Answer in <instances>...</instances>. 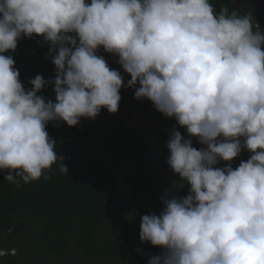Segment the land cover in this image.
I'll use <instances>...</instances> for the list:
<instances>
[{"label": "clouds", "instance_id": "1", "mask_svg": "<svg viewBox=\"0 0 264 264\" xmlns=\"http://www.w3.org/2000/svg\"><path fill=\"white\" fill-rule=\"evenodd\" d=\"M33 35L56 53L55 103L38 95L47 84L40 75L26 91L4 55ZM100 48L119 57L126 85ZM125 86L189 137L174 129L167 144V163L189 194L141 217L140 240L164 250L149 264H264V31L251 14L217 12L210 0H0L4 181L47 179L58 162L67 174L47 124L115 114ZM192 137L206 147L194 148ZM242 149L251 156L237 168L216 167Z\"/></svg>", "mask_w": 264, "mask_h": 264}, {"label": "trees", "instance_id": "2", "mask_svg": "<svg viewBox=\"0 0 264 264\" xmlns=\"http://www.w3.org/2000/svg\"><path fill=\"white\" fill-rule=\"evenodd\" d=\"M255 1L210 3L217 12L226 6L230 12L251 14L255 24ZM55 54H50L49 43L35 37H23L15 51L4 53L14 59L26 91L32 88V79L43 77L47 84L38 95L53 103ZM112 65L116 67L113 60ZM114 69L120 72L119 67ZM121 89L120 93H126L125 87ZM130 101L136 102L132 96ZM131 106L137 108L136 103ZM106 116L113 129L101 111L95 119L84 118L85 124L80 119L74 127L63 121L47 124L67 174L59 171L58 162L45 173L47 179L16 185L5 182V173L0 172V249L15 250L14 255L0 257V264H149L153 256L162 255V248L140 240L141 217L159 215L163 199L185 198L190 187L174 178L167 187L155 188L148 180L153 178L150 163L141 167L140 155L131 159V154L111 144L113 130L116 143L121 140L119 134L127 140L137 135L124 130L123 125L118 129L115 123L119 122H114L109 113ZM149 117L165 124L161 117ZM142 122V131H146L145 115ZM141 133L136 140L143 141L140 148L144 151L146 141ZM162 181L163 176L156 178V185L161 186Z\"/></svg>", "mask_w": 264, "mask_h": 264}, {"label": "flooded vegetation", "instance_id": "3", "mask_svg": "<svg viewBox=\"0 0 264 264\" xmlns=\"http://www.w3.org/2000/svg\"><path fill=\"white\" fill-rule=\"evenodd\" d=\"M34 37L36 39H38L41 43H47L48 44V42H45L44 39L41 36L33 35L31 38L34 39ZM97 54L104 57L105 61L108 63V66L111 69L119 67L120 73L122 72L123 68L118 63L119 57L117 55L112 54V53H108L103 48L100 51L98 50ZM112 60L115 61L116 67H113ZM121 90H120V92H121ZM120 96H121V100H120V103H119L118 110H120V108L122 106V107L128 108V110H132L135 113L141 114V116H143V117L145 115V117L147 118L145 130L147 132H152V130H153V126H150L149 123H153L155 125V129L156 128L158 129V127H164V128L169 127V128H173V130H174V126H172L171 122H168L167 119L162 117V116H165V115L163 113L157 111L155 109L154 105L146 106L145 104L140 103L134 96H132V94L128 90L126 91V93L125 92L120 93ZM130 96H132V98L136 102L130 101ZM134 103L137 104V108H135L134 106H131V104H134ZM140 108H142V110H143L142 112L138 111V109H140ZM123 109H125V108H123ZM146 109H154L157 112H159V114H161V115L158 116V115H155L156 113L153 114L152 112L144 114ZM126 110L124 111V113H126ZM106 111H107V109H106ZM101 112H102L103 116L105 117V119L107 120L108 118H107L106 114L109 113V112L107 111V113H106L102 109H101ZM109 114L112 117L114 122H119V125H117V123H115V126H117L118 129H120L121 125H123V129L124 130H128V128H125V125H124L125 123L122 121V117L126 118L125 117L126 114H124L125 116H122V117L119 116L117 113H115V114L109 113ZM151 114H153V116H157V117L163 118L165 120V124L164 123H160L158 120L151 119L149 117V115H151ZM109 121H108V123L110 124L111 129H113V125ZM142 125H143V122H142ZM128 131H130V130H128ZM141 132H142L141 134H142L143 139L146 141L144 151H142L141 148H140L141 144L143 143V141L141 139L139 141L136 140L137 136H139V135H137L136 137H133L132 138L133 140H131V139L127 140V136L119 134L121 136V140H119V143H116L115 142L116 134H115V132L113 130V135H112V138H111V144L113 146H115L117 149H119L121 152L127 153V154H131L132 155L131 159H134L133 156L140 155V157H141V160H140L141 167H143L144 163H147V162L150 163L149 166H150V171L153 173V178H148V180L151 183H153V181H154L155 184H156V178H158L160 176H163V181H162L161 184H162V186L167 187L169 182L173 181L174 178H179L180 179V177L173 172V170L170 168V166L167 163L169 155H170L168 147L166 149H161V148L156 147V146L153 145L155 143V139L159 137L158 132H156V130H155L153 136L148 137V138L144 137V132L145 131H141ZM162 142L164 144H168V141H166V140H163ZM192 146L194 148H196L197 150H199L202 147H206L204 145H201L199 142L193 143ZM159 149L161 151L160 153L158 152ZM155 153L157 155L159 154L158 157H156L157 155ZM250 156H251L250 152L241 151V154L236 159H234L233 161H231V162L219 161V163L216 165V167H225V166L230 164L231 167L233 169H235V168H237L239 166V164H240V162L242 160L243 161H247L250 158ZM176 176H178V177H176ZM180 184L182 186H183V184L185 186L187 185V183H184V182H180Z\"/></svg>", "mask_w": 264, "mask_h": 264}, {"label": "rangeland", "instance_id": "4", "mask_svg": "<svg viewBox=\"0 0 264 264\" xmlns=\"http://www.w3.org/2000/svg\"><path fill=\"white\" fill-rule=\"evenodd\" d=\"M237 3H238V5L240 4L239 1ZM253 12H254L256 23L260 26V29L261 30L263 29V31H264V0H256L255 1V4L253 6ZM121 74H122V77L124 78V82H125V85H126L127 81L130 80L131 77H130V75L125 73L124 70H122ZM138 87H139V84H137V88ZM125 88L132 94V96L135 97V90L136 89L128 88L126 86H125ZM137 100L140 103L145 104L146 106L153 105V103L151 101L147 100L146 98L137 99ZM123 108H125V109H123ZM125 110H126V113H124ZM150 112H152L153 114L156 113L155 115H158V116L161 115V114H159V112H157L154 109H146L144 114L150 113ZM117 114L119 116H121V117L125 116L124 114H126L125 117L127 119L122 117V121L125 123L124 124L125 128H128L130 130L129 133H132V131H135L134 135H139V133L142 131V127H143V125H142L143 116H141V114L135 113L132 110H128V108L122 107V106H121L120 110L117 111ZM153 114H151V115H153ZM162 117L167 119L168 122H171L172 126H174V129L176 131H179L181 133L182 137H184L185 139L189 138L188 135H187L186 129L180 127L174 117H172V118L166 117V116H162ZM81 122L83 124H85V119L81 118ZM149 124H150V126H153V130H152V132L145 131L144 132V137L148 138V137L153 136V134H154V132L156 130V132H158V134H159V137L155 139V143L156 144L154 143L153 145L156 146V147H159L161 149H166L167 148V144H164L162 141L163 140L169 141V139H170V137L172 135V132H173V128L158 127V129L157 128L155 129V125L153 123H149ZM191 139H192V144L195 143V142H198V139L195 138V137H192ZM131 140H133V139L131 138ZM242 151H247V150L246 149H242ZM158 152L159 153L161 152L160 149L158 150ZM158 155L156 157H158ZM186 186L190 187V185H188V184ZM158 187H162V185L158 186ZM110 219L112 220L111 217H110ZM72 257H74V256L72 255Z\"/></svg>", "mask_w": 264, "mask_h": 264}, {"label": "water", "instance_id": "5", "mask_svg": "<svg viewBox=\"0 0 264 264\" xmlns=\"http://www.w3.org/2000/svg\"><path fill=\"white\" fill-rule=\"evenodd\" d=\"M153 184L155 185V186H154L155 188H159V189H163V188H165V186L158 187V186L155 184V182H154V181H153Z\"/></svg>", "mask_w": 264, "mask_h": 264}]
</instances>
